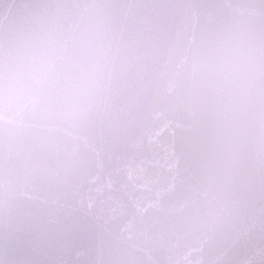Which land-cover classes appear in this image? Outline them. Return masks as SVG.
<instances>
[{
	"label": "clouds",
	"instance_id": "9594fccd",
	"mask_svg": "<svg viewBox=\"0 0 264 264\" xmlns=\"http://www.w3.org/2000/svg\"><path fill=\"white\" fill-rule=\"evenodd\" d=\"M171 187L130 230L79 191L129 133ZM264 264V0H0V264Z\"/></svg>",
	"mask_w": 264,
	"mask_h": 264
},
{
	"label": "water",
	"instance_id": "95a60500",
	"mask_svg": "<svg viewBox=\"0 0 264 264\" xmlns=\"http://www.w3.org/2000/svg\"><path fill=\"white\" fill-rule=\"evenodd\" d=\"M170 181L163 147L129 132L117 146L96 152L85 166L79 191L104 219L135 230L167 194Z\"/></svg>",
	"mask_w": 264,
	"mask_h": 264
}]
</instances>
